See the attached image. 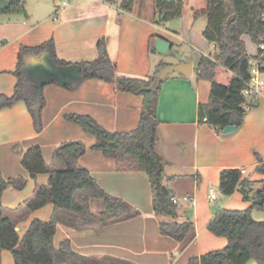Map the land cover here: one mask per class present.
<instances>
[{"label": "crops", "instance_id": "1", "mask_svg": "<svg viewBox=\"0 0 264 264\" xmlns=\"http://www.w3.org/2000/svg\"><path fill=\"white\" fill-rule=\"evenodd\" d=\"M62 1L24 0L25 14L0 16V96L14 95L18 83L14 73L22 47H37L53 40L60 60L81 63L98 59V43L104 40L118 76L146 79L160 64H168L156 52L155 42L159 38L169 41L172 50L194 67L191 77L176 73L168 76L157 100L155 150L166 163L163 182L177 199L176 217L154 213L145 173L118 172L114 159L92 150L96 143L93 136L65 120L68 115L89 116L109 132L129 133L138 128L143 97L117 92L113 84L97 79L84 82L75 91L46 86L41 132L35 130L24 102L0 110V175L11 180L1 198L3 217L12 222L20 239L33 221H50L55 211L52 204L36 211L28 209L38 189L49 186L50 176L39 175L32 180L22 166V158L30 147L39 146L51 171H65L68 163L57 150L65 143L80 142L87 151L77 165L89 170L104 191L121 199L136 214L96 229L79 230L59 223L54 237L56 249L69 241L74 253L100 264H109L110 259L133 264H189L192 258L225 249L227 239L211 233L208 226L216 211H243L259 199L264 175L257 171L256 154L264 163V98L258 99L242 126L230 134H217L199 124L198 108L209 102L212 84L200 80L195 70L199 58L208 57L212 48H217L203 36L207 19H195L192 14L195 0H182L181 16L161 24L154 0H134L131 12L118 8L123 0H116L117 5L79 0L67 7L61 5ZM247 37L253 43L249 36L243 41L254 59L259 46L253 43L252 48ZM231 169L247 171L243 178L250 182L249 200L239 187L232 196L221 193V173ZM210 190L216 192L217 200L211 199ZM184 197H191L194 205L184 202ZM105 210L102 200L90 202L92 214ZM252 218L264 222V210L254 209ZM187 222L191 228L182 242L160 233L161 223ZM0 264H15L12 254L0 252ZM247 264L258 263L251 260Z\"/></svg>", "mask_w": 264, "mask_h": 264}, {"label": "trees", "instance_id": "2", "mask_svg": "<svg viewBox=\"0 0 264 264\" xmlns=\"http://www.w3.org/2000/svg\"><path fill=\"white\" fill-rule=\"evenodd\" d=\"M7 1L11 6L0 12V16L25 14L24 0ZM103 1L117 5L116 0ZM154 1L160 24L180 17L183 12V2L180 0ZM133 5L134 0H123L118 8L123 12H131ZM192 14L195 19H207L203 36L218 50L215 59L201 56L195 70L200 80L212 84L209 102L198 108V120L199 124L222 134L228 126L240 128L248 110L258 104L256 97L246 98L243 94L250 79L252 60L243 37L249 36L258 46L264 42V0H195ZM98 52L99 57L94 61L68 63L57 57L53 40L37 47H22L14 73L18 79L14 95L0 96V110L24 102L32 115L35 130L41 132L42 112L46 104L43 91L46 86L57 85L75 91L84 82L97 79L113 84L117 92L143 97L138 128L129 133L109 132L89 116L68 115L65 120L93 136L96 143L92 150L114 159L118 172L145 173L151 185L154 213L175 218L177 205L171 200L174 195L163 182L166 163L155 150L157 100L161 87L155 92L151 90L157 74L166 65L160 64L155 74L146 79L121 77L117 75L116 64L108 56L104 40L98 43ZM63 73H70V76L65 77ZM86 151L80 142L63 144L57 154L66 159L68 168L65 171H51L39 146L27 150L21 163L30 178L36 180L39 175L50 176L49 186L38 189L28 209L36 211L52 204L55 211L48 222L33 221L23 239H20L12 222L2 215L1 198L11 180L6 181L0 175V252H10L15 264H100L97 260L74 253L69 241L56 249L54 237L57 225L62 223L79 230L96 229L136 214L121 199L104 191L89 170L77 165L78 158ZM256 158L259 164L257 171L264 175V163L258 154ZM261 184L258 197L263 198L262 203L253 201V205L243 211L218 210L210 222L209 231L226 238L227 247L192 258L189 264H247L251 260L264 264V222H256L252 218L254 209L264 210V180ZM238 187L245 199L249 200L250 182L243 178L240 170L231 169L221 173L220 191L224 196H232ZM95 199L104 202L106 210L103 213H91L90 202ZM190 228L189 222L161 223L160 233L182 242ZM109 264L133 263L110 259Z\"/></svg>", "mask_w": 264, "mask_h": 264}, {"label": "water", "instance_id": "3", "mask_svg": "<svg viewBox=\"0 0 264 264\" xmlns=\"http://www.w3.org/2000/svg\"><path fill=\"white\" fill-rule=\"evenodd\" d=\"M11 3L7 0H0V12L6 11L10 8ZM173 46L172 44L163 39V38H159L156 42H155V50L159 55H167L169 52L173 51L172 50ZM173 54L177 57V64H172V65H166L165 67H163L162 69H160L159 73L156 76V80L154 82V84L151 87V90L153 92L157 91L163 81L170 75L172 74H179L182 75L183 77H191L194 73V67H193V63L192 62H185L182 59V55L178 54L177 52L173 51ZM63 76L65 77H69L70 73H63ZM237 130L236 126H228L223 130L224 134H230L234 131ZM263 198L258 199V203H262Z\"/></svg>", "mask_w": 264, "mask_h": 264}, {"label": "built area", "instance_id": "4", "mask_svg": "<svg viewBox=\"0 0 264 264\" xmlns=\"http://www.w3.org/2000/svg\"><path fill=\"white\" fill-rule=\"evenodd\" d=\"M79 0H65L61 2L63 7H67L70 4L77 2ZM182 1V0H180ZM250 79L246 83V88L243 92L246 98L256 97L264 98V42L259 45V54L256 58L252 59L250 62ZM246 170H241L242 176L246 174ZM211 199L213 201L217 200V194L214 190H210ZM174 204H177V199L175 197L171 198ZM183 201L194 205V200L191 197H184Z\"/></svg>", "mask_w": 264, "mask_h": 264}, {"label": "rangeland", "instance_id": "5", "mask_svg": "<svg viewBox=\"0 0 264 264\" xmlns=\"http://www.w3.org/2000/svg\"><path fill=\"white\" fill-rule=\"evenodd\" d=\"M169 1H171V0H169ZM247 40L249 41V44L252 45V46H251L252 48L255 47V46L253 45V43L250 42V40H249L248 37H247ZM184 50H185V48H184ZM186 50H187V49H186ZM189 50H190V49H189ZM251 52H252V51H251ZM178 54H179V53H178ZM217 54H218V50L212 48L211 52L208 53L207 56H208L209 58H211V59H215V57H216ZM176 58H177V57L173 54V51H171V52H169L167 55H164L163 58H162V60H163L164 62L168 63L167 65H172V63H173L174 61L177 60Z\"/></svg>", "mask_w": 264, "mask_h": 264}]
</instances>
